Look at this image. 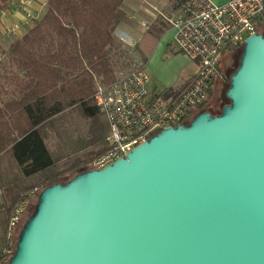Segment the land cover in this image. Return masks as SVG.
<instances>
[{
  "label": "water",
  "instance_id": "1",
  "mask_svg": "<svg viewBox=\"0 0 264 264\" xmlns=\"http://www.w3.org/2000/svg\"><path fill=\"white\" fill-rule=\"evenodd\" d=\"M221 114L42 190L7 264H264V34Z\"/></svg>",
  "mask_w": 264,
  "mask_h": 264
},
{
  "label": "trees",
  "instance_id": "2",
  "mask_svg": "<svg viewBox=\"0 0 264 264\" xmlns=\"http://www.w3.org/2000/svg\"><path fill=\"white\" fill-rule=\"evenodd\" d=\"M185 1L172 0L176 8ZM10 2L0 0V7ZM125 2L47 0L46 10L35 20L34 26L13 41L7 50L0 47V159L11 151L19 169L16 179L0 194V201L5 203L0 204L3 225L0 254L12 242L16 246L18 235L15 240L8 237L9 223L16 209H24L38 188L70 181L89 169L87 166L93 158L108 150L109 124L96 104L95 91L99 83L111 84L118 74L128 71L117 69L118 63L111 56L123 45L115 31L131 22ZM262 21L264 19L258 23V32ZM146 27L137 45L144 65L149 60V45H152V41L147 40L159 42L171 25L164 15H159ZM239 65L237 61L236 69ZM212 88L213 85L197 114L212 112L205 108ZM172 91L173 87L164 90ZM212 114L219 115L221 111ZM74 115L90 123L87 137L76 142V151H86L60 167L62 154L58 156L49 146L50 132H61ZM57 145L56 149L62 148ZM64 178L68 180L63 181Z\"/></svg>",
  "mask_w": 264,
  "mask_h": 264
},
{
  "label": "built area",
  "instance_id": "3",
  "mask_svg": "<svg viewBox=\"0 0 264 264\" xmlns=\"http://www.w3.org/2000/svg\"><path fill=\"white\" fill-rule=\"evenodd\" d=\"M164 17L171 25L177 49L199 62L198 71L172 92L151 89V75L144 64L121 72L111 84L99 83L95 101L109 124V147L89 162V169H102L161 130L188 123L207 99L223 52L240 49L258 32V23L264 19V0H186L171 17ZM24 210L16 209L11 217L9 239L15 240ZM15 249V242L6 247L0 264H7Z\"/></svg>",
  "mask_w": 264,
  "mask_h": 264
},
{
  "label": "rangeland",
  "instance_id": "4",
  "mask_svg": "<svg viewBox=\"0 0 264 264\" xmlns=\"http://www.w3.org/2000/svg\"><path fill=\"white\" fill-rule=\"evenodd\" d=\"M126 2L125 10L128 16L131 17V22L123 24L119 28L121 30L116 31L117 39L123 45H121L119 49L117 48L114 50L111 56L113 58L112 60L118 63L117 69L122 68L129 70L143 63L142 55L140 54L137 45L140 43L143 33L147 30L144 22L147 25H150L159 15L171 17L179 8H176L173 5L172 0H126ZM259 32L264 34V22L263 25L259 27ZM166 33L169 35L167 34L165 37L170 36L171 40L169 43L164 44L163 48H160L159 46L158 49H155L158 42L155 43L153 40H147V42L150 41L149 43L152 41V45H149V43L147 44L149 45L148 59L151 58V65L156 67L154 72H151L147 67V71L151 75L150 88L160 92L166 89L163 82L168 81L175 76L179 68L178 66L184 63L185 57L181 52H177L174 37L173 39L171 38L172 32L170 31L169 33V31H167ZM241 58L242 50H227L220 58L219 74L215 78L212 95L205 107L206 109L211 110L214 114H218L221 111L222 96L225 95V92L228 90L230 86V78L237 70L235 64L237 61L240 64ZM193 65L194 64L191 62L188 63L181 73V77L185 76L187 72H191L192 67H194ZM223 76H226L227 81H224ZM177 85L178 84L175 86ZM226 102H229L227 98ZM89 125L90 123L79 115H74L69 121V124L65 127L64 131L69 130L75 139L74 143L71 144L73 148H69L65 151L67 158L63 159L60 167L68 165L76 154L86 151H76L78 150V144L76 141L77 139L87 137ZM62 132L59 136L57 134L58 139L64 138ZM70 142L71 140L68 141L69 144ZM62 180L67 181L68 178ZM42 190V188H38L31 195L30 201L25 207L21 221L16 230L17 235H19L25 222L35 213L39 201V195Z\"/></svg>",
  "mask_w": 264,
  "mask_h": 264
},
{
  "label": "crops",
  "instance_id": "5",
  "mask_svg": "<svg viewBox=\"0 0 264 264\" xmlns=\"http://www.w3.org/2000/svg\"><path fill=\"white\" fill-rule=\"evenodd\" d=\"M216 3H225L228 0H213ZM46 2L47 0H11V2L5 6L0 7V47L3 50H7L11 43L15 41L16 39L22 37L25 32L28 30V28L34 26V22L36 19H39L46 10ZM127 2H125L126 5ZM131 20V17H129ZM263 22L259 24V27L263 25ZM145 23V22H144ZM120 26L117 28L116 31L121 30L119 29ZM115 31V34H116ZM172 32L171 38L173 39L174 33L172 31V28H169ZM129 35L128 33H126ZM168 33H165L161 40L158 42L157 47L155 49H158L164 47V44H167L170 42V36L165 37ZM169 35V34H168ZM142 39V38H141ZM183 54V53H182ZM184 63L179 65L177 73L173 78H171L168 81L163 82L164 86L166 88H176V87H182L186 85L197 73L199 68V62L195 60H191L186 55H184ZM2 59V55L0 54V61ZM152 59L149 58L147 64H145V67L151 72H154L156 70V67L151 65ZM193 63L194 67H192L191 72H187L185 76L181 77V73L183 72L184 68L187 66L188 63ZM178 84L177 86H175ZM198 113V112H197ZM88 121V120H87ZM65 127L61 130L63 137L58 139V136L61 132L52 131L50 132L52 141L49 142V146L52 150L56 151L58 156L61 154V160L59 161V164H62L63 159H66V153L65 151L70 147L72 143H74L75 137L72 135V133L67 130L64 131ZM71 140L70 144L68 141ZM60 141L62 142V145L60 144ZM77 142V141H76ZM56 144L60 145L62 148L56 149ZM78 144V143H77ZM57 145V146H58ZM78 146V145H77ZM60 151V153H59ZM60 154V155H59ZM15 173L19 174V169L14 161L13 154L11 151H8L4 154L3 158L0 159V194L1 192L6 191V188L8 187V183L13 181L15 178ZM19 177V175H18ZM0 204L3 206L5 203L3 201H0ZM6 217V216H5ZM2 218L0 217V220ZM5 219V218H4ZM3 232V225L0 223V236Z\"/></svg>",
  "mask_w": 264,
  "mask_h": 264
},
{
  "label": "flooded vegetation",
  "instance_id": "6",
  "mask_svg": "<svg viewBox=\"0 0 264 264\" xmlns=\"http://www.w3.org/2000/svg\"><path fill=\"white\" fill-rule=\"evenodd\" d=\"M223 78H224V81H227V79H226V76H223ZM215 81V80H214ZM227 102H226V97H225V95H223L222 96V99H221V104H222V106L224 105V104H226ZM222 106H221V109H222Z\"/></svg>",
  "mask_w": 264,
  "mask_h": 264
}]
</instances>
